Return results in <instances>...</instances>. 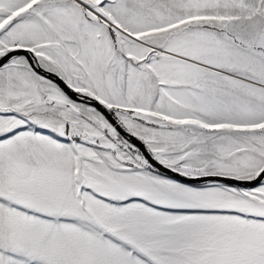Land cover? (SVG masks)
Returning a JSON list of instances; mask_svg holds the SVG:
<instances>
[{
  "label": "snow or ice",
  "instance_id": "1",
  "mask_svg": "<svg viewBox=\"0 0 264 264\" xmlns=\"http://www.w3.org/2000/svg\"><path fill=\"white\" fill-rule=\"evenodd\" d=\"M0 264H264V0H0Z\"/></svg>",
  "mask_w": 264,
  "mask_h": 264
}]
</instances>
